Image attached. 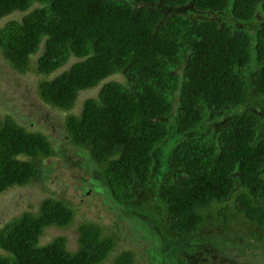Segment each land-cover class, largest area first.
Masks as SVG:
<instances>
[{"label": "trees", "instance_id": "1", "mask_svg": "<svg viewBox=\"0 0 264 264\" xmlns=\"http://www.w3.org/2000/svg\"><path fill=\"white\" fill-rule=\"evenodd\" d=\"M14 12L23 14L0 27V54L18 73L38 76L41 102L65 113L62 140L82 153L74 164L93 162L92 177L117 203L133 200L135 183L152 178L155 151L164 148L175 176L160 183L159 214L165 235L192 252L186 256L180 245L155 264H198L195 253H214L191 238L211 219L213 203L230 201L234 215L264 232V136L257 137L264 116L238 110L215 137H177L200 129L211 111L233 110L250 97L264 104V0H0V18ZM223 12L239 21L262 17L250 33L211 18ZM113 75L121 81L106 80ZM102 81L72 113L79 93ZM174 99L172 132L166 119ZM59 148L13 112L0 113V193L40 181L43 161ZM224 205L213 217L226 226L232 218ZM76 212L51 195L35 211H21L0 226V264L136 263L133 249L113 254L117 228L108 234L86 218L75 225V250L64 235L40 242L46 228L72 226ZM144 250L140 257L154 258L151 245Z\"/></svg>", "mask_w": 264, "mask_h": 264}, {"label": "rangeland", "instance_id": "2", "mask_svg": "<svg viewBox=\"0 0 264 264\" xmlns=\"http://www.w3.org/2000/svg\"><path fill=\"white\" fill-rule=\"evenodd\" d=\"M22 14L14 12L0 18V27L7 20L20 18ZM261 17L262 15L259 12H256L254 17L248 21H239L228 12L212 14L211 16V18L228 22L234 29H242L250 33L255 31ZM72 61L73 59L70 58L61 68L51 74H56L67 68ZM110 79L121 81L119 75L110 76L106 80ZM105 81L93 88L81 91L72 113L77 114L81 109L82 100L96 95L98 89ZM38 82V76L30 72L20 74L12 69L6 59L0 54V113L13 112L18 117V120L28 126V128L43 133L51 140L53 145L60 147L59 156L43 161L42 164L46 165L47 169L41 175L40 181L35 180L25 186H13L0 193V226L25 209L35 211L40 200L48 195L57 198L63 197L77 211L75 222L72 226L64 229L46 228L40 238L41 243H46L55 236L64 235L67 248L75 250V225L78 221L86 218L87 220L98 222V224H104L108 234L115 228L118 229L117 244L113 254L125 249H133L137 255L135 264H148L149 261L157 263L155 256L154 258L150 255L146 258L140 257L141 252L139 250L146 251L144 250L145 245L150 246L154 241L155 227L160 226L165 229V219L159 214L158 189L165 176L170 175L169 177L173 178L175 176L174 171L168 167L167 156L162 155L159 152L160 150L155 152V167L152 171V178L144 186L135 183L136 185L132 189L133 200L126 204L117 203L109 189L98 179L92 177V171L95 169L93 162L80 157V164H74L79 158L81 151L69 142L62 140L65 137V133H62L65 113L47 107L41 102L42 100L37 93ZM174 100L172 113L166 119L170 123V131L172 132L175 131L177 115V102L176 99ZM263 105L260 97H250L248 100L243 101L237 110L240 112L251 110L264 116ZM225 120L227 118L223 119V114L215 113L209 116L197 131L178 134L177 137L180 140L203 133L215 137L220 132ZM260 136H264V118L257 131V137ZM224 204H227L226 208L232 218L226 226L215 219L220 217V215L216 213L215 218L213 217L216 210L218 208L222 209L225 206ZM211 205L213 207L206 210V216H211V219L206 221V226L199 230L196 236L191 238L194 239V243H199L201 240L204 245L211 244V246L207 245V248L213 247L214 253L208 252L205 255H196L195 253L193 262L198 261V264H221V262L225 261L228 264H264V236H261L262 233L264 235V232L254 226H250L249 223L240 218L241 216L234 215V209L230 201ZM140 217L143 220H140ZM146 221H148V224ZM252 232L254 235L251 234ZM169 239L172 241V245L175 244L174 248H179L181 245L182 250L188 254L186 256H189L192 252L185 246L184 241L178 244L173 237ZM202 239L204 240L202 241ZM169 245L170 243L167 244V242L161 243L158 247L159 254L168 252ZM154 251L156 255L157 247ZM101 264H111V259Z\"/></svg>", "mask_w": 264, "mask_h": 264}, {"label": "flooded vegetation", "instance_id": "3", "mask_svg": "<svg viewBox=\"0 0 264 264\" xmlns=\"http://www.w3.org/2000/svg\"><path fill=\"white\" fill-rule=\"evenodd\" d=\"M162 149H164L163 147L162 148H160V151H162ZM155 152H157V151H155ZM142 214V213H141ZM140 220H143L142 219V217H140ZM137 222H139L138 220H137ZM147 222V224H148V221H146ZM141 223V222H140ZM143 229H145L144 227H142ZM147 230V229H146ZM154 230L156 231V233H155V235H153V237L155 238L154 239V241L150 244L151 246H152V249L153 250H155V248L157 247V253H156V255H159V251H158V247H159V245L161 244V243H163V242H167V244H169L170 243V245H169V249H175L174 247H175V244H173L172 245V241L170 242V237L167 239V237H166V235H165V231H164V229H163V227H160V226H157V227H155L154 228ZM166 239V240H165ZM185 244V246L187 245L186 243H184ZM174 246V247H173ZM179 247V246H178ZM189 251H190V248L188 249ZM187 250V251H188ZM152 254H154L155 255V252L153 251V253ZM153 255V256H154ZM156 255H155V257H156ZM150 256H152V255H150ZM153 258V257H152ZM148 264H155V263H152V262H148Z\"/></svg>", "mask_w": 264, "mask_h": 264}, {"label": "crops", "instance_id": "4", "mask_svg": "<svg viewBox=\"0 0 264 264\" xmlns=\"http://www.w3.org/2000/svg\"><path fill=\"white\" fill-rule=\"evenodd\" d=\"M237 111L236 110H232V109H226V110H221V111H215V112H210L209 116L214 115L215 113H219V114H223V119L227 118V120L232 117ZM237 114V113H236ZM226 121V120H225ZM224 121V122H225Z\"/></svg>", "mask_w": 264, "mask_h": 264}, {"label": "clouds", "instance_id": "5", "mask_svg": "<svg viewBox=\"0 0 264 264\" xmlns=\"http://www.w3.org/2000/svg\"><path fill=\"white\" fill-rule=\"evenodd\" d=\"M20 13H21V12H20ZM238 107H239V105H238L234 110L238 111V110H237ZM212 112H213V111H212ZM236 113H237V112H236Z\"/></svg>", "mask_w": 264, "mask_h": 264}]
</instances>
